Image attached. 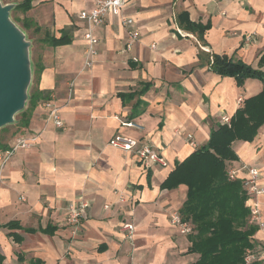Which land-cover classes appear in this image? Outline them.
<instances>
[{"label":"crops","instance_id":"obj_1","mask_svg":"<svg viewBox=\"0 0 264 264\" xmlns=\"http://www.w3.org/2000/svg\"><path fill=\"white\" fill-rule=\"evenodd\" d=\"M92 7V0H32L28 11H18L36 48L35 86L61 106L64 128L47 121L40 100L25 127L0 138L4 150L20 136L36 137L0 168L1 264H192L198 255L187 253V236L169 221L187 188L160 185L176 162L226 125L220 117L231 118L263 89L251 78L238 87L234 78L211 71L210 62L224 55L264 71V0H125L121 14L134 20L138 40L125 50L127 30L109 17L94 30L97 56L85 69V24L78 14ZM64 31L66 45L41 42ZM122 121L140 124L143 132L121 127ZM115 134L149 143L167 166L145 168L132 152L112 148ZM231 148L237 159L228 166L256 168L264 190V124L253 141H234ZM79 201L87 207L73 235L64 209ZM256 201L264 224V193ZM10 222L19 227L8 229ZM124 222L135 227L132 242L122 239ZM253 226L249 252L264 264V225Z\"/></svg>","mask_w":264,"mask_h":264},{"label":"trees","instance_id":"obj_2","mask_svg":"<svg viewBox=\"0 0 264 264\" xmlns=\"http://www.w3.org/2000/svg\"><path fill=\"white\" fill-rule=\"evenodd\" d=\"M32 0H23L14 7V11L26 12L30 9ZM22 28L27 25L24 21ZM39 29V28H35ZM42 43L55 47L70 42L67 32H62L59 38L46 34ZM264 63V55L260 64ZM210 70L220 76L235 79L238 87L248 79L262 82L263 89L253 97L243 102L230 118L229 126L218 125L209 136L207 143L193 151L181 162H176L160 187L173 189L179 185L187 188L186 199L178 210L183 222H188L191 233L187 235L190 246L187 253L197 254L198 259L192 264H262L259 260L245 262L246 252L252 248L251 238L255 226L248 223L249 209L245 205L246 195L239 180H229L227 167L230 161L237 159L231 144L234 141L251 142L258 129L264 124V71L253 69L241 61H233L226 56L213 55ZM33 66V76H35ZM33 79V78H32ZM30 87L26 108L16 125L25 127L32 110L40 100L48 96L35 86ZM148 88L145 85L141 93ZM8 229L19 225L10 222ZM33 232V230H25ZM49 232V229L42 230ZM13 239H20L10 234ZM3 258L0 256V264Z\"/></svg>","mask_w":264,"mask_h":264},{"label":"built area","instance_id":"obj_3","mask_svg":"<svg viewBox=\"0 0 264 264\" xmlns=\"http://www.w3.org/2000/svg\"><path fill=\"white\" fill-rule=\"evenodd\" d=\"M93 7L89 11H81L78 14L79 21L85 24L83 40L85 47L83 51V65L85 69H89L95 63L97 56L98 39L94 35L95 28L103 26L109 17H118L120 25L127 30V40L124 44L125 50H130L134 43L138 40L139 34L134 27V20L131 17L122 16L121 11L125 5V0H92ZM213 2L218 0H212ZM182 35V32L179 31ZM207 51L206 47H202ZM42 108L46 110V119L50 121L56 128L63 129L64 122L60 116L61 106L48 98L41 103ZM221 124H230V118L222 116L219 119ZM120 126L123 128L133 129L139 133L143 132V127L135 122L122 121ZM186 141L191 148H196L197 144L191 134L185 135ZM36 141V137L20 136L16 138L14 143L4 150H0V168L7 164L15 152L19 149L31 147ZM108 145L112 148L119 149L124 152H132L138 162L145 168L151 165L166 167L167 163L162 156L149 143L142 145L130 136L124 134H115L109 141ZM227 177L229 180H239L246 195L245 205L249 209L248 223L263 227V223L259 219V208L256 197L261 196L264 190L258 186L259 171L256 168L249 167L245 164L233 165L227 167ZM87 207L86 202L79 201L77 203H69L64 209L65 222L72 228V234L76 235L80 228L83 210ZM170 224L176 227L181 235H189L191 227L188 222H183L178 211H174L169 216ZM135 227L132 223L124 222L120 226L122 239L127 242H132L134 237ZM253 261L249 251L246 252L245 262Z\"/></svg>","mask_w":264,"mask_h":264},{"label":"water","instance_id":"obj_4","mask_svg":"<svg viewBox=\"0 0 264 264\" xmlns=\"http://www.w3.org/2000/svg\"><path fill=\"white\" fill-rule=\"evenodd\" d=\"M16 5L0 0V130L26 108L33 78L32 41L10 18Z\"/></svg>","mask_w":264,"mask_h":264},{"label":"rangeland","instance_id":"obj_5","mask_svg":"<svg viewBox=\"0 0 264 264\" xmlns=\"http://www.w3.org/2000/svg\"><path fill=\"white\" fill-rule=\"evenodd\" d=\"M8 0H2V3H7ZM10 18L12 19V21L15 22V24L17 25H21V21L20 19L18 18V11H14L12 10L10 12ZM21 27V26H20ZM35 54H36V48L34 49H31V60L34 62L35 61ZM35 63V62H34ZM35 77L36 76H33V79H32V83H31V86L34 87V83H35ZM20 114V113H19ZM19 114H16L14 116V120H15V123L14 124H10V125H7L5 127H3L1 130H0V138L1 136L3 135V133H5L6 131H10V130H13L17 125V121L19 120L20 116ZM187 236V235H185Z\"/></svg>","mask_w":264,"mask_h":264}]
</instances>
